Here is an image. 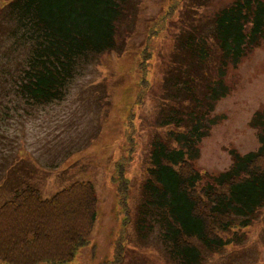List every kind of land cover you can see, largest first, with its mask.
Instances as JSON below:
<instances>
[{"label": "trees", "instance_id": "16d2710c", "mask_svg": "<svg viewBox=\"0 0 264 264\" xmlns=\"http://www.w3.org/2000/svg\"><path fill=\"white\" fill-rule=\"evenodd\" d=\"M179 4L170 7L166 20ZM139 8V0H6L0 33L13 51H25L15 76L7 73L14 77L11 92L31 106L62 101L79 67L93 57L123 53ZM195 9L185 6L170 23L172 48L157 55L158 78L149 79L150 40L134 67L136 106L149 96L153 106L148 163L132 206L128 170L138 130L131 113L110 177L120 229L111 259L98 264L123 263L128 226L142 240L155 234L170 264H205L204 252L219 255L242 244L264 210V106L249 123L259 143L255 152L231 150L230 167L216 175L197 169L202 141L223 120L214 113L232 91L229 71L264 44V0H233L209 17ZM97 214L88 181H74L49 198L32 186L19 189L0 206V262L70 264L82 248L94 260Z\"/></svg>", "mask_w": 264, "mask_h": 264}, {"label": "rangeland", "instance_id": "374dc122", "mask_svg": "<svg viewBox=\"0 0 264 264\" xmlns=\"http://www.w3.org/2000/svg\"><path fill=\"white\" fill-rule=\"evenodd\" d=\"M175 1L180 2L179 9L172 19L166 20L164 16ZM232 1L139 0L136 28L127 39L123 53L93 57L79 67L65 98L44 106H31L11 92L14 77L7 73L15 76L14 67L23 61L25 51H13L11 41L0 33V206L26 186L38 189L43 198H49L74 181L91 182L98 211L91 235L95 258H91L89 248H82L70 264H98L111 259L121 216L117 214L110 177L125 144L131 113L138 130L134 162L128 170L131 191H134L132 206L148 163L152 130L147 128V123L153 106L150 96L141 107L136 106L134 67L139 54L150 40L154 54L149 72L152 82L158 78L157 55L169 53L172 48L170 23H175L180 11L192 6L209 17ZM203 2L206 5L202 8ZM5 4L6 0H0V10ZM1 19L2 16L0 22ZM227 83L232 91L217 104L214 113L223 120L200 145L197 169L208 175L222 173L230 167L231 150L244 155L259 148L256 131L249 123L254 113L264 106V44L229 71ZM244 235L242 244L236 248L219 255L204 252L205 264H264V210L256 215ZM124 243L122 264H170L155 234L142 240L128 226Z\"/></svg>", "mask_w": 264, "mask_h": 264}]
</instances>
